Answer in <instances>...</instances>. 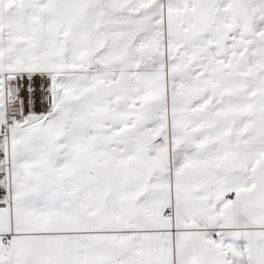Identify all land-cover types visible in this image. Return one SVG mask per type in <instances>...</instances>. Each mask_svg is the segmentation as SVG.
I'll list each match as a JSON object with an SVG mask.
<instances>
[{
  "label": "snow or ice",
  "instance_id": "obj_1",
  "mask_svg": "<svg viewBox=\"0 0 264 264\" xmlns=\"http://www.w3.org/2000/svg\"><path fill=\"white\" fill-rule=\"evenodd\" d=\"M0 264H264V0H0Z\"/></svg>",
  "mask_w": 264,
  "mask_h": 264
}]
</instances>
